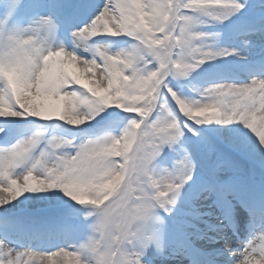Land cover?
I'll list each match as a JSON object with an SVG mask.
<instances>
[{
    "label": "clouds",
    "instance_id": "1",
    "mask_svg": "<svg viewBox=\"0 0 264 264\" xmlns=\"http://www.w3.org/2000/svg\"><path fill=\"white\" fill-rule=\"evenodd\" d=\"M88 5L0 0V264L166 258L207 132L241 133L264 179V4L95 0L66 14ZM206 171L196 219L210 231L196 239L220 245L212 264H264V187L225 192L220 164Z\"/></svg>",
    "mask_w": 264,
    "mask_h": 264
},
{
    "label": "rangeland",
    "instance_id": "2",
    "mask_svg": "<svg viewBox=\"0 0 264 264\" xmlns=\"http://www.w3.org/2000/svg\"><path fill=\"white\" fill-rule=\"evenodd\" d=\"M95 0H89L88 6H73L66 10V14L70 16L71 19L82 18L89 14L93 9L91 4ZM254 4H264V0H254ZM259 7H251L241 17L236 18V25L240 30L250 27L246 21L254 19L257 14L261 11ZM253 39L257 41L259 45L264 47V40H260L258 37L253 36ZM234 128H239L240 126H233ZM246 131V130H245ZM223 139L219 135L213 132L206 133V139L200 143L194 142V146L200 155L202 161V167L198 169L197 175L192 182L185 189V194L181 198L177 208L175 209L171 218L176 221L178 225V230L180 232H175L172 230L169 222L167 229V244L170 245L171 242H180V238H175L179 235H187L189 229L196 225L195 212L192 210L194 206L197 193L200 186L209 180V176L206 170L210 169L213 163L220 164L221 171L218 175L214 177V182L217 187L223 185V187H233L236 186L237 189H245L246 186L253 185L258 189L264 187V179L261 178L260 172V162L259 158L251 151L250 146L247 144L245 137L238 131L224 132ZM207 149H214L211 159L207 155ZM251 169H255L257 175L255 177H250L248 175ZM41 206L36 202L29 204L27 211L33 214H41L39 208ZM185 208L188 214L179 213L178 210ZM11 215H20L21 213L17 211H11ZM169 221V220H168ZM178 221V222H177ZM163 259V257H156L154 261L158 259Z\"/></svg>",
    "mask_w": 264,
    "mask_h": 264
},
{
    "label": "bare ground",
    "instance_id": "3",
    "mask_svg": "<svg viewBox=\"0 0 264 264\" xmlns=\"http://www.w3.org/2000/svg\"><path fill=\"white\" fill-rule=\"evenodd\" d=\"M224 191H230L233 194H239L241 196L245 195V192L243 193L241 190L233 187H224ZM223 203L225 204L223 205ZM199 204L200 201L196 197L192 208L195 212V218L200 210ZM229 208L230 206L227 204V201L221 197V209L227 212ZM11 211H17V209L14 207ZM212 211L215 212L217 209L213 208ZM236 219L239 222L241 231H243L247 217L239 205L236 207ZM208 231L210 229L204 223L196 220V225L189 229V233L181 237L180 245L178 242H171L167 248V257L154 261V264H212L216 259L214 249L219 248L220 245L218 243H207L205 240L196 239V235ZM181 244H186V246H181ZM172 253H176V255H172Z\"/></svg>",
    "mask_w": 264,
    "mask_h": 264
}]
</instances>
